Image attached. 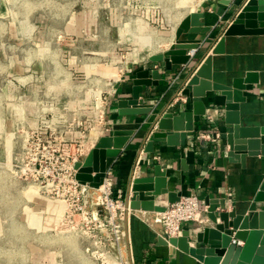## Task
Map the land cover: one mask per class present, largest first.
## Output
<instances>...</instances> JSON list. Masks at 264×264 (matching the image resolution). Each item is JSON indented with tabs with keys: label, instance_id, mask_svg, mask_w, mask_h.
Returning a JSON list of instances; mask_svg holds the SVG:
<instances>
[{
	"label": "crops",
	"instance_id": "crops-1",
	"mask_svg": "<svg viewBox=\"0 0 264 264\" xmlns=\"http://www.w3.org/2000/svg\"><path fill=\"white\" fill-rule=\"evenodd\" d=\"M241 1L201 0L197 3L192 11L203 13L200 21L212 26V29L184 35L203 40L194 60L186 66L174 64L171 69H166L164 62L150 61V55L166 51L175 41L176 34L172 32L163 46L152 49L146 56L126 65L120 82L106 95L107 106L103 122L86 120V126L92 127L88 140L94 143L104 135H111L115 129H134L133 135L111 168L115 194L122 193L127 200V185L131 174H151L154 165L159 163L167 171L169 190L176 191L179 195L196 193L201 204L207 209V198L211 201H226L230 207L237 206L239 212L264 207V202L254 201L264 178V155L248 156L245 165L240 161L228 159L229 128L224 120L226 96L221 91L208 89L205 96L197 97L205 102L206 112L202 119L196 122L195 134L188 136L185 145L155 141L152 151L146 150L149 128L147 116L122 114L118 103L120 99L132 94V71L140 65H153L161 69L163 76L158 85H144L141 102H152L158 109L167 108L175 113L193 108L191 97L183 95L181 91L177 93V90L191 74L192 65L203 60L220 35L221 29L231 19L234 13L232 6ZM10 2L6 0L5 3L7 5ZM192 11L189 9L179 21ZM0 16L18 22L15 26L10 25L7 32L5 30L0 33L10 36L7 46H1L2 52L5 53L4 65L7 69L1 84L4 85L5 94L9 99H17L22 104L23 120L37 127L42 119L46 118V113L38 102L39 97L44 94L51 95L56 101L63 97L68 98L72 109H80L90 116L93 94L85 89V79L74 76V71L88 75L103 74L106 70L101 63L105 51L108 50L104 40V24L100 22L105 19L103 12L84 8L73 11L71 8L63 15H52L40 10L32 12L26 8L14 12L7 6L5 11H0ZM109 18L116 20L119 16L114 12ZM52 19L65 20L64 42L60 45L49 40L55 30ZM117 34L120 36L119 27ZM249 69H264V36H227L226 52L214 54V79L229 83L233 77L243 75ZM245 93L248 99L242 102L241 106L243 120L246 123H264V83L249 84ZM55 124L62 129L64 127L67 139H77L76 131L72 127H66V121H57ZM155 129H158L157 125ZM207 131L213 134L218 131L220 137L216 141L199 137L201 132ZM156 202L165 205L168 202L166 193L157 195ZM155 216L156 211L133 209L126 219L131 252L137 263L204 264L177 247L173 250L170 244H161V224L153 222ZM208 224L209 219L204 223L185 221L182 223V229L190 230L195 238L197 232Z\"/></svg>",
	"mask_w": 264,
	"mask_h": 264
},
{
	"label": "rangeland",
	"instance_id": "rangeland-1",
	"mask_svg": "<svg viewBox=\"0 0 264 264\" xmlns=\"http://www.w3.org/2000/svg\"><path fill=\"white\" fill-rule=\"evenodd\" d=\"M0 0V11L7 6L14 12L26 8L52 15H63L71 8L99 10L105 19V43L108 50L102 58L103 74L88 73L74 76L85 79L84 87L93 94L92 113L72 109L65 97L58 101L51 95L39 97L46 118L41 123L64 121L76 131L90 134L86 120L94 119L97 92L106 96L123 70L152 49L163 46L175 34L179 18L201 0ZM117 13L119 19L109 18ZM53 33L49 40L57 45L64 42L65 20L52 19ZM114 23V25H113ZM17 20L0 16V33L8 31ZM55 24V26H54ZM120 28V36L117 28ZM5 33V32H4ZM10 37V36H9ZM7 35L0 34V264H125L118 256L112 239V205L101 191L69 187L64 175L73 161L34 163L24 142L27 128L22 104L9 99L1 84L6 75L5 53ZM13 43V41L11 40ZM10 43V42H9ZM6 51V50H5ZM7 54L8 51H6ZM62 54V53H60ZM61 60V56L59 58ZM105 73V74H104ZM100 97V96H99ZM99 99L98 103L101 104ZM67 106V108H65ZM53 112L57 114L54 115ZM48 114V115H47ZM53 114V116H52ZM67 115V116H64ZM66 118V119H65ZM82 122V123H81ZM61 123V122H60ZM62 125V124H61ZM77 139H73L74 141ZM77 147L72 148L75 155ZM102 187V186H101ZM100 189V188H99ZM104 189V188H103ZM102 190V189H101Z\"/></svg>",
	"mask_w": 264,
	"mask_h": 264
},
{
	"label": "water",
	"instance_id": "water-1",
	"mask_svg": "<svg viewBox=\"0 0 264 264\" xmlns=\"http://www.w3.org/2000/svg\"><path fill=\"white\" fill-rule=\"evenodd\" d=\"M228 2V0H227ZM231 19L220 31L210 51L203 60L192 65V72L177 90L193 100V108L178 113L159 108L152 102H141L144 85H158L163 73L159 67L140 65L130 77L133 80L132 94L119 100L122 114H145L149 128L146 150L154 149L155 141L185 145L189 135L195 134V124L206 112L205 102L197 97L205 96L208 89L219 90L225 96L224 120L229 128L227 135L228 159L246 164L248 156L264 155V123H246L242 118V102L249 84L264 83V69H249L231 82L214 79V54L226 52V38L232 35L264 36V0H242L232 6ZM203 13L190 12L176 28L175 41L164 52L154 53L152 63L164 62L166 69L174 64L189 65L200 50L202 38L184 36L189 33L210 31L212 26L200 21ZM157 125L158 129H155ZM134 129H115L111 135L102 136L84 159L75 163L76 178L91 187H100L107 171L111 169L121 150L130 140ZM166 193L168 201L180 198L178 192L168 189L167 171L162 165H154L151 174H131L127 185V202L132 209L164 211L166 205L156 202V196ZM254 201L264 202V178L254 196ZM210 224L197 232L196 237L184 229L179 236H159L161 244L196 257L204 264H264V207L239 212L237 206L230 207L226 201H211L207 198Z\"/></svg>",
	"mask_w": 264,
	"mask_h": 264
},
{
	"label": "built area",
	"instance_id": "built-area-1",
	"mask_svg": "<svg viewBox=\"0 0 264 264\" xmlns=\"http://www.w3.org/2000/svg\"><path fill=\"white\" fill-rule=\"evenodd\" d=\"M120 80V76L119 79L116 78L112 88H114ZM99 99L102 100L100 105L98 103ZM95 100L97 108L95 115L98 121L102 123L106 113V96L99 91L95 96ZM65 108H67V106H65ZM25 124L26 125H23V127L26 126L27 135L23 146L28 149L27 153L31 154V161L40 164L52 162L66 164L72 160L74 165L71 167L70 172L64 175V179L69 184V187H74L75 190L80 188L82 191H101V194L105 197L107 203L112 205V239L117 244L119 258L124 261L125 264H140L133 259L129 229L126 226V219L133 209L129 206L122 193H114L111 169L107 171L103 183H106V187L102 190L99 188H101L103 184L100 187L95 188L91 187L89 184L81 183L76 178L75 163L84 159L95 145L94 142L88 140V133H83V130H80V137L74 141L67 139L65 137L64 127L62 129L61 126L55 124L54 121H47L46 123L42 122L37 127L31 126L28 123ZM67 126L68 125L66 124V127ZM199 137L216 141L220 137V133L218 131H216L215 134L210 131L201 132ZM73 147L79 149L78 153L75 155L72 152ZM165 205L166 208L164 211H156V216L153 219V222L161 224L159 234L166 238L181 235L183 231L182 223L185 221L204 223L209 219L207 214L208 209L201 204L200 197L196 193L180 195L178 200L173 202L168 201Z\"/></svg>",
	"mask_w": 264,
	"mask_h": 264
},
{
	"label": "bare ground",
	"instance_id": "bare-ground-1",
	"mask_svg": "<svg viewBox=\"0 0 264 264\" xmlns=\"http://www.w3.org/2000/svg\"><path fill=\"white\" fill-rule=\"evenodd\" d=\"M106 187V183L102 185V187L100 189H103Z\"/></svg>",
	"mask_w": 264,
	"mask_h": 264
}]
</instances>
